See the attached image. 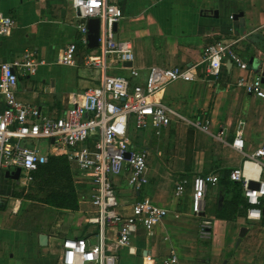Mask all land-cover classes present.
Masks as SVG:
<instances>
[{
  "label": "crops",
  "instance_id": "0c3cea01",
  "mask_svg": "<svg viewBox=\"0 0 264 264\" xmlns=\"http://www.w3.org/2000/svg\"><path fill=\"white\" fill-rule=\"evenodd\" d=\"M110 1L125 13L117 26V39L132 46L133 67L140 69L134 84H144L154 67H198L194 80L172 83L153 99L170 108L173 116L160 136L153 133L143 138L142 146L149 152L148 185L134 195L132 189L129 194L120 191L126 180L117 184L121 197L118 211L123 216L132 215L135 203L144 198L169 214L153 235L138 227L130 247L114 250L116 264H163L173 254L179 264H264V256L255 249L244 253L253 234L264 237V226L254 233L249 228L237 247L240 231L247 227L244 218L235 222L216 218L218 204L227 196L220 186L209 188L200 215L192 209L196 177L221 176L224 170L242 167L247 156L263 143L264 99L246 92L240 82L246 73L227 61L219 77H207L200 64L205 46L226 40L235 42L246 61L264 70V0ZM228 10L232 20L226 18ZM241 12L244 17L235 20L234 15ZM0 14L17 20L11 35L0 43V59L11 62L28 50L45 62L35 76L19 79L18 100L37 105L43 113L62 114L73 96L100 83L102 71L85 63L94 51L88 46L79 47L76 66L61 63L64 49L78 40V19L66 0H0ZM108 63L107 74L129 75L126 66L110 59ZM4 107L0 98V109ZM196 122H209V131L195 127ZM240 122L246 140L243 152L232 146ZM221 131L223 141L217 139ZM189 133L193 137L190 148ZM9 181L3 185H9ZM184 181V193L176 196L177 185ZM13 182V188L17 187ZM76 186L79 210H57L43 204V221L24 215L28 201L15 199L12 203L10 196L8 201L4 196L0 207V264H61L65 239L80 237L90 246L99 244L100 227L89 222L95 210L88 191L83 185ZM80 187L85 190L80 192ZM103 231L105 244L117 240V227ZM42 234L49 237L46 247L39 243Z\"/></svg>",
  "mask_w": 264,
  "mask_h": 264
},
{
  "label": "built area",
  "instance_id": "2783aa9c",
  "mask_svg": "<svg viewBox=\"0 0 264 264\" xmlns=\"http://www.w3.org/2000/svg\"><path fill=\"white\" fill-rule=\"evenodd\" d=\"M66 1L78 19V40L64 49L61 63L69 67L77 65L79 47L89 44L88 21L98 19L100 45L85 58V63L102 71L100 83L83 94L73 96L62 114L43 113L37 105L18 100L16 93L19 79L35 76L45 62L28 50L11 62L0 59V98L5 104L0 109V207L5 198L2 180L6 173L19 169L18 186L23 188L35 181L39 168L47 164L50 157L64 156L76 185H83L88 191L95 210L89 222L100 227V242L90 246L80 237L65 239L61 264H116L114 250L130 247L131 237L138 227L153 235L169 214L167 209L156 206L149 198L138 200L130 216H123L118 211L121 205L118 182L126 180L134 195L149 183V152L135 144L131 138V126L135 124L139 131L160 136L170 125L173 112L155 102L154 97L172 83L194 80L198 67H154L144 84H134L133 80L140 77V69L133 67L132 46L119 41L115 30L125 16L123 9L110 0ZM16 25L17 20L13 16L0 14V43L11 35ZM109 59L126 66L129 75L107 74ZM227 61L246 73V78L240 81L246 92L264 99V70L246 61L237 52L235 42L216 40L205 46L201 70L207 77H219L223 63ZM194 126L209 131V122H196ZM242 126L243 122H240L232 143L233 148L240 152L246 147ZM223 136L221 131L217 139L223 141ZM41 139L49 141L45 153L37 146L29 145ZM230 179L242 184L249 205L242 209L244 220L259 222L264 219V140L254 153L247 156L242 167L231 172ZM251 182L258 183L259 188L251 190ZM186 183L177 185L176 196L184 193ZM219 183L217 174L194 179V214L203 212L209 188L217 187ZM111 226L117 227L118 238L107 245L103 230ZM163 264H179V258L173 254Z\"/></svg>",
  "mask_w": 264,
  "mask_h": 264
},
{
  "label": "trees",
  "instance_id": "16d2710c",
  "mask_svg": "<svg viewBox=\"0 0 264 264\" xmlns=\"http://www.w3.org/2000/svg\"><path fill=\"white\" fill-rule=\"evenodd\" d=\"M142 136L138 137V144L142 146ZM193 144V137L189 133L188 148ZM233 170H224L220 176L219 186L227 196L219 202L216 210V218L235 222L239 217L243 218V208L249 205L244 197L241 183L233 182L230 174ZM35 179L42 181L47 187H53L49 191L44 203L57 210H79V198L77 186L73 180L69 162L66 157H50L47 164L42 165L35 175ZM264 205V202H263Z\"/></svg>",
  "mask_w": 264,
  "mask_h": 264
},
{
  "label": "rangeland",
  "instance_id": "374dc122",
  "mask_svg": "<svg viewBox=\"0 0 264 264\" xmlns=\"http://www.w3.org/2000/svg\"><path fill=\"white\" fill-rule=\"evenodd\" d=\"M226 16H227L226 18L232 20L233 15H231L230 10H228V13ZM130 131H131V136H132L131 138L133 139L135 144L138 145L139 147H142L138 144V137L139 136H142V139H143L147 135L148 136L152 135L151 133L148 134V131H146L144 133L143 131L137 130L135 127V124H132ZM29 145L30 146H37L43 153H45L48 150L49 141L45 140V139H41V140L35 141L33 143L30 142ZM152 153H154V151ZM6 181H8L6 178L2 180L3 195L4 196L7 195L6 201H8L9 198H11L12 203L16 202L15 199H17V200L23 199V200L28 201L29 203H26V202L25 203L29 206V208L28 209L23 208L24 215L27 213L30 217L29 219H32L33 221H43L44 220L43 216H45V214H44L45 210L43 211V210H41V208H44L43 204H45L44 201L46 200V197L49 194V191L54 190V188L53 187H47L42 181H39L37 179H35V181L32 182L30 185L24 186L23 188H21L19 186L13 188V184L15 185V183L13 181H9L10 184L9 185L5 184V186H4L3 182L5 183ZM83 188L84 187H82V188L80 187V190L82 191ZM121 189L122 190H120V191L122 192V194H124V193L129 194L128 191L131 188H130V186L125 184L124 187ZM124 189H127V190H125V192H124ZM9 190L12 193V195H11V193L8 195ZM119 198L121 199V197H119ZM120 199H119V201H120ZM8 204H10V201L8 202ZM13 207H15V205H13ZM49 220L50 219L48 218L47 222H49ZM244 226H247L248 228H250L254 233V231L258 230L261 226H264V219H262L259 222H246V223L244 222ZM256 237H259V236L255 235V234H253V236H251V240L248 241L247 246H246L248 251H244V253H250V252L253 253V250L255 249V251H257L258 253H260L261 255L264 256V237L263 236L259 237V238H256ZM223 264H226V261H224Z\"/></svg>",
  "mask_w": 264,
  "mask_h": 264
},
{
  "label": "water",
  "instance_id": "95a60500",
  "mask_svg": "<svg viewBox=\"0 0 264 264\" xmlns=\"http://www.w3.org/2000/svg\"><path fill=\"white\" fill-rule=\"evenodd\" d=\"M216 16H218V13H215ZM244 17V13H238L236 15H234V19L238 20L239 18ZM115 30L117 31V25L115 26ZM100 21L98 19H90L88 21V47L91 50H95L99 47L100 43ZM251 64H253V61L250 62ZM130 157V155H128V158ZM20 173L21 171L18 169L16 172L14 173H6L5 178L8 180H12L15 181L17 185L20 184L19 179H20ZM259 188V184L256 182H251L250 183V189L251 190H255ZM249 232V228L248 227H243L240 231L239 234V238L237 240V244L236 246L239 247L240 244L242 243L243 239L247 236ZM49 242V237L45 234H42L39 236V243L42 247H46L48 245Z\"/></svg>",
  "mask_w": 264,
  "mask_h": 264
},
{
  "label": "bare ground",
  "instance_id": "6f19581e",
  "mask_svg": "<svg viewBox=\"0 0 264 264\" xmlns=\"http://www.w3.org/2000/svg\"><path fill=\"white\" fill-rule=\"evenodd\" d=\"M253 171L251 170V173H252Z\"/></svg>",
  "mask_w": 264,
  "mask_h": 264
}]
</instances>
